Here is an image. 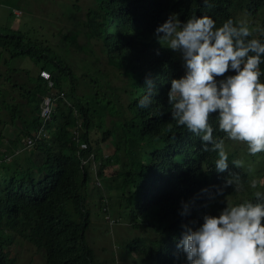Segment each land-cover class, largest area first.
I'll use <instances>...</instances> for the list:
<instances>
[{
	"label": "trees",
	"instance_id": "trees-1",
	"mask_svg": "<svg viewBox=\"0 0 264 264\" xmlns=\"http://www.w3.org/2000/svg\"><path fill=\"white\" fill-rule=\"evenodd\" d=\"M239 1L96 0L77 31L96 40L100 55L124 81L118 91L109 82L83 72L90 92L82 97L75 95L80 77L45 39H30L18 31L0 33V59L5 50L10 57H29L51 73V88L59 93L52 94L55 99L47 124L48 139L16 153L23 140L18 137L10 141L0 133V148L4 150L0 152V264H14L9 248L17 237L41 252L44 264H102L86 236L91 215L84 190L92 175L95 186L102 187L104 180L100 182L98 175L105 163L99 167L95 163L102 144L109 140L115 145L111 160L122 170L117 171L120 185L116 194L103 201L102 212H110L137 230L117 253L128 264H187L184 252L177 247L183 224L195 226L205 213L218 215L228 198L237 200V204L256 202L254 193L264 192V182L259 180L264 173V152L253 155L228 150L229 139L218 128L213 113L209 118L213 136L224 139L229 154L228 171L215 170L217 152L205 151L198 135L177 126L172 119L167 94L171 79L183 75V65L180 52L162 46L154 32L172 13L181 21L208 15L216 26L229 18L235 23L243 11ZM244 1L248 18L253 8L264 10V0ZM260 21L264 24V16ZM253 36L264 39L256 32ZM68 37L72 45L77 33ZM57 45L66 46L63 42ZM82 50L96 53L91 48ZM260 69L264 72V63ZM13 72L19 73L16 68ZM229 74L234 70L226 72ZM18 84L11 81L8 87L0 85V99L6 104L11 125L22 101L30 105L33 97L37 116L30 122L32 131L24 127L25 135L39 125L40 97L49 91L41 82L35 86L37 90ZM147 91L154 100L141 108L137 101ZM12 92H19L23 100H15ZM8 100L12 101L5 102ZM1 114L0 124H5ZM108 114L119 118L111 128L106 125ZM75 130L78 134L73 136ZM234 160L241 163L235 165ZM227 178L236 183L225 184ZM253 181L256 187L251 186ZM185 202L188 212L181 215ZM107 264H116V259Z\"/></svg>",
	"mask_w": 264,
	"mask_h": 264
},
{
	"label": "clouds",
	"instance_id": "clouds-1",
	"mask_svg": "<svg viewBox=\"0 0 264 264\" xmlns=\"http://www.w3.org/2000/svg\"><path fill=\"white\" fill-rule=\"evenodd\" d=\"M154 32L162 46L179 51L183 60V75L171 79L167 94L172 119L198 135L205 151L217 152L215 170L228 171L229 154L224 139L213 136L209 122L213 113L227 139L246 143L250 154L264 152V72L260 69L264 39L253 36L257 32L264 37V26L252 28L231 18L216 26L208 15L181 21L172 13ZM230 69L234 74L224 75ZM42 70H47L39 71L46 85ZM153 100L147 91L137 103L146 108ZM29 136L32 133L22 140ZM22 149L27 148L22 146L19 151ZM235 183L232 178L225 179V184ZM251 186L256 187V181ZM254 196L256 202L227 205L218 215L205 213L195 226L182 225L177 247L184 252L187 264H264V192L256 191ZM188 208V203H183L181 215Z\"/></svg>",
	"mask_w": 264,
	"mask_h": 264
},
{
	"label": "rangeland",
	"instance_id": "rangeland-1",
	"mask_svg": "<svg viewBox=\"0 0 264 264\" xmlns=\"http://www.w3.org/2000/svg\"><path fill=\"white\" fill-rule=\"evenodd\" d=\"M95 4L96 0H0V33L10 34L18 31L30 39H45L47 45L60 54L71 66L74 73L80 77L75 92L77 97L87 96L90 92L87 81L83 80L81 76L83 72L95 77L98 81L109 82L119 91L124 81L122 74L100 55L95 39H90L86 33L77 31L81 22L85 20L87 9L94 7ZM245 4L246 1L244 0L238 2L239 7L243 10L242 15L238 17L239 21L247 23L252 28L257 25L264 26L260 21L264 16V10L257 11L256 8H253L250 12V18H248L249 13L245 9ZM16 11L20 13L17 14ZM73 33H77V38L72 45H69L68 36ZM57 42H63L66 46H58ZM86 48L94 49L96 53H85L82 49ZM4 61L6 63H3ZM181 61L183 65L182 57ZM0 64L6 65L7 70L10 72H13L15 68L18 69L19 74H12L11 80L13 83L24 81L28 84L27 88L36 84V72L39 65L35 64L29 57L22 55L10 57L5 50L1 54ZM3 73L4 71L0 69V79L3 77ZM84 79H86V76ZM12 94L18 102L23 100L19 92H12ZM123 100L124 95L121 93L120 101ZM9 101L12 100L5 102ZM29 104L30 106L35 104L33 97H31ZM0 111H2V120L10 123L11 117L8 118L4 108H0ZM118 119L117 115L111 116L108 114L106 116L107 127H113ZM4 126V123L0 124V128H4ZM20 135H22L21 132L9 140H16ZM22 136L24 137V135ZM114 147V142L109 140L102 144L98 155L96 162L98 167L102 162L105 163L101 176L98 175L100 182L104 180L101 182L102 187L95 186V179L92 175L84 190L91 215V222L86 231V236L102 264L114 263L115 259L116 264H128L127 261L120 260L117 253L122 250L121 247L124 243L129 242L137 234V230L131 229L127 222L119 221L110 212H102V208H104L103 201L107 200L108 202L109 196L116 194L120 185V176H118L117 171L122 169H120L118 163L115 164L111 160ZM226 148L228 150L237 149L240 154H247L248 152L247 144L240 141L229 140ZM120 158H122L121 153ZM259 180L264 182V173ZM237 190L239 192L237 194L240 195V183ZM234 204H237V200L227 199L226 206ZM107 217H109V220H107ZM111 219H114L112 223L110 222ZM9 251L14 264H44L42 253L19 237L11 244Z\"/></svg>",
	"mask_w": 264,
	"mask_h": 264
},
{
	"label": "crops",
	"instance_id": "crops-1",
	"mask_svg": "<svg viewBox=\"0 0 264 264\" xmlns=\"http://www.w3.org/2000/svg\"><path fill=\"white\" fill-rule=\"evenodd\" d=\"M7 54H9V53L7 52ZM0 69H2L4 71V73L2 74L3 77L0 79V85L9 84L7 78H9V80L11 82L12 81L11 80L12 74H19V73H16V72L8 71L7 70V66L4 65V64H0ZM40 70H41V68L38 67V70L36 72V84H34L31 87L27 88L28 84L23 81L21 84H18L20 86V88L37 90V88H35L37 83H39V82L43 83V80L41 78H39V71ZM22 102H23L22 107L19 110L14 112V115H13L14 121L12 122V124L10 125V123L8 121H6L4 128H1V135L5 139H11L12 137H15L20 132L21 133L22 132H26V131H24L26 129H29V130L32 131L33 127L29 126V125L32 124L30 122L32 121L33 117L37 116V115H34V110H33L35 104L30 106V105H27L24 101H22ZM0 103L2 105V108H4L5 112L7 113L6 110H8V109L5 106L6 104H3L2 101ZM27 126H28V128L25 129L24 127H27ZM18 137L23 139L22 135H20ZM3 151H4L3 149L0 150V152H3ZM95 166H97L96 163H95Z\"/></svg>",
	"mask_w": 264,
	"mask_h": 264
},
{
	"label": "built area",
	"instance_id": "built-area-1",
	"mask_svg": "<svg viewBox=\"0 0 264 264\" xmlns=\"http://www.w3.org/2000/svg\"><path fill=\"white\" fill-rule=\"evenodd\" d=\"M16 13H19V11H16ZM40 76L46 81V86H47V90L49 91L48 93L44 94L42 96V101L43 103L40 104V109L45 110V112H43L40 115V119L45 121L48 112L53 108V98H52V94H59L56 91H54L51 86H52V80H51V75L50 73H48V71L42 70L40 72ZM61 94H63V92H60ZM78 134V130L72 131V135L76 136ZM48 136L45 135H39V134H32V136L26 137L25 143L27 146H23V148H27V149H31L33 148L36 140H40L42 138H47ZM83 147V144L81 145ZM19 150H17L16 152H18Z\"/></svg>",
	"mask_w": 264,
	"mask_h": 264
},
{
	"label": "bare ground",
	"instance_id": "bare-ground-1",
	"mask_svg": "<svg viewBox=\"0 0 264 264\" xmlns=\"http://www.w3.org/2000/svg\"><path fill=\"white\" fill-rule=\"evenodd\" d=\"M52 82H53V80H52ZM52 98H53V102H54L55 97L53 95H52ZM42 103H43V101L41 100L40 104H42ZM52 111H53V108L48 112V115H47L45 121L40 119L39 125L36 127V130L32 134H39V135L49 136V131L50 130L47 128V124H48V121L51 118ZM43 112H45V110L39 109V116ZM79 125H80V122H79ZM19 145L20 146H27L26 143H25V140H23V142H19Z\"/></svg>",
	"mask_w": 264,
	"mask_h": 264
}]
</instances>
